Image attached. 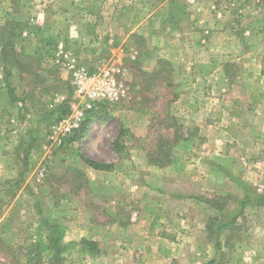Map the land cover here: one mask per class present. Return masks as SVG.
Here are the masks:
<instances>
[{
    "label": "rangeland",
    "instance_id": "rangeland-1",
    "mask_svg": "<svg viewBox=\"0 0 264 264\" xmlns=\"http://www.w3.org/2000/svg\"><path fill=\"white\" fill-rule=\"evenodd\" d=\"M0 46V264H264V0H0ZM77 70L123 95L60 137Z\"/></svg>",
    "mask_w": 264,
    "mask_h": 264
},
{
    "label": "built area",
    "instance_id": "built-area-1",
    "mask_svg": "<svg viewBox=\"0 0 264 264\" xmlns=\"http://www.w3.org/2000/svg\"><path fill=\"white\" fill-rule=\"evenodd\" d=\"M108 75L89 74L83 70L73 73V84L78 95L74 110L62 117L53 127L57 136H67L78 130L86 118L87 112L93 111L97 104L119 98L123 92L119 85L110 83Z\"/></svg>",
    "mask_w": 264,
    "mask_h": 264
},
{
    "label": "crops",
    "instance_id": "crops-1",
    "mask_svg": "<svg viewBox=\"0 0 264 264\" xmlns=\"http://www.w3.org/2000/svg\"><path fill=\"white\" fill-rule=\"evenodd\" d=\"M0 52H1V46H0ZM1 81L2 80L0 77V130L6 132L8 130L7 127L13 126L12 124H10L9 119H11V117L9 116V114L12 115V113L14 112V107H13L14 103H12V101L9 99L7 91L5 90L4 85L1 83ZM6 122L8 123V125H5ZM10 130L12 131L13 129ZM4 132L0 131V134ZM5 160H6L5 155L0 154V161L3 162Z\"/></svg>",
    "mask_w": 264,
    "mask_h": 264
},
{
    "label": "trees",
    "instance_id": "trees-1",
    "mask_svg": "<svg viewBox=\"0 0 264 264\" xmlns=\"http://www.w3.org/2000/svg\"><path fill=\"white\" fill-rule=\"evenodd\" d=\"M100 107L102 106V104L100 103V104H98ZM94 111V110H93ZM93 111H90V112H93ZM85 120H86V118H85ZM84 120V121H85ZM84 121H83V123H84ZM76 131H74V133H75ZM89 162H91V164H94L95 166H101V167H106V166H108V165H104V164H102V163H99V162H93V161H90L89 160ZM154 164L155 165H158V166H163V165H165V163H163V162H154ZM204 201H206L207 203H211L212 204V202H210V200L209 199H206V198H204ZM260 202H264V196H262L261 198H260ZM212 206H214V207H217V205L214 203V204H212ZM239 214H241V212H238ZM238 213L236 214V215H234V216H237L238 215ZM220 229V227L217 229V230H219ZM97 242L95 241V240H90V239H84L83 241H82V243H81V247H80V250L82 251V252H89V253H97L99 250H98V248H97V244H96ZM217 245H218V242H217Z\"/></svg>",
    "mask_w": 264,
    "mask_h": 264
}]
</instances>
